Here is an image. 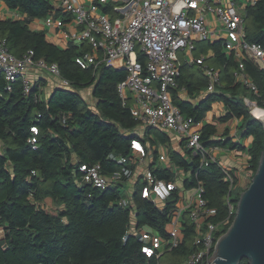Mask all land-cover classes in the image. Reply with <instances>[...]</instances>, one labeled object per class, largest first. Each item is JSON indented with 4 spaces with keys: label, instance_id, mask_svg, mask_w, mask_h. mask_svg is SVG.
I'll list each match as a JSON object with an SVG mask.
<instances>
[{
    "label": "trees",
    "instance_id": "obj_1",
    "mask_svg": "<svg viewBox=\"0 0 264 264\" xmlns=\"http://www.w3.org/2000/svg\"><path fill=\"white\" fill-rule=\"evenodd\" d=\"M0 1L24 16L0 19V38L6 41L8 51L20 57L31 50L35 59L56 63L61 76L70 82V87L55 89L47 99H40L36 84L30 94L24 95L20 79L10 92L0 88V264H184L195 250V226L186 215L179 244L158 257H145L138 237L127 234L134 222L136 230L155 231L166 237L168 214L178 201V192L159 209L142 199L138 189L131 216L129 209L117 203L123 183L104 191L81 183L80 164L99 163L107 175L120 172L122 166L117 160L130 155L132 139H142L133 132L138 122L128 106H122L117 90L126 71L104 62L82 67L76 60L91 52L87 42L69 41L61 47L50 42L43 30H32V20H42L51 13L49 0ZM62 16L64 21L69 19L67 14ZM243 18L245 39L264 50V0L246 4ZM136 54L138 62L145 66V55L140 50ZM194 55L205 56L203 65L218 71V81L212 92H207L209 78L203 66L183 62L177 88L171 90L172 102L194 124L203 121L215 102L224 105L220 123L240 120V136L251 138L246 156L250 183L264 149V131L245 98L254 107L264 109V70L250 60L244 61V73L257 88L254 93L235 78L238 63L233 53H225L223 40L196 43ZM89 88L94 105L81 95ZM193 94L199 95L198 101L183 96ZM31 127L37 129V135H33ZM145 134L154 137L141 140L151 146L169 141L166 134L153 129H147ZM215 134L216 126L205 124L200 131L201 144L206 148L244 150L228 137V129L223 133L224 139H215ZM33 136L34 149L30 144ZM153 155V173L158 179L169 181L170 172L157 164L155 151ZM169 158L189 174L183 182L185 188L202 184V197L215 212L208 222L218 224L229 217L223 234L249 183L243 187L230 170L234 177L231 184L225 180L221 165L209 162L200 166L190 150H185L184 155L169 150ZM47 199L58 206L57 210L44 208ZM229 204L233 206L231 215ZM240 264L247 262L243 259Z\"/></svg>",
    "mask_w": 264,
    "mask_h": 264
},
{
    "label": "built area",
    "instance_id": "obj_2",
    "mask_svg": "<svg viewBox=\"0 0 264 264\" xmlns=\"http://www.w3.org/2000/svg\"><path fill=\"white\" fill-rule=\"evenodd\" d=\"M53 9L44 18L46 28H63L66 24L63 14H67L75 29L64 33L68 41L87 42L91 52L76 60L82 67L88 64L104 62L106 66L126 71V78L117 90L123 107L128 106L134 120L138 122L135 133L144 138L147 129L170 133L182 142L185 150L198 157L200 166L209 162L220 163L213 154L214 148H206L200 142V131L193 130L191 118H185L173 104L171 90L177 88L181 60L178 52L189 55L201 41L223 40L224 51L234 54L238 63L235 78L249 90L256 93L257 88L244 73V61L250 60L264 70V50L256 43L245 39L243 9L256 0H92L82 3L80 0H49ZM60 12V14L58 13ZM212 16L220 30L210 28L208 19ZM222 31L223 38L221 37ZM137 50L146 57L145 66L137 60ZM204 56L189 62L203 66V72L209 78L207 92H212L218 81V71L203 65ZM43 72L58 82L59 88L70 87V82L61 76L56 63L44 59H35L29 50L20 57L12 55L6 41L0 38V88L12 91V86L21 80L23 94H30L35 82L29 72ZM29 75V76H28ZM184 92V88L181 89ZM37 100L39 96L35 95ZM249 106H255L245 98ZM33 135L37 129L31 127ZM31 138L34 149L36 140ZM131 153L117 160L122 166L120 172L104 174L99 163L80 164L82 182L104 191L110 186L130 184L124 196L117 203L130 210L134 216L133 195L139 189L142 199L148 200L159 209L165 207L172 194L178 192V201L170 210V219L166 237L155 231L134 229L132 222L127 234L138 237L141 252L147 258L158 257L164 251L175 248L181 238L184 215L195 226L193 244L195 250L188 255L184 264H215L209 259L222 231L228 225L229 217L218 224L208 222L215 212L206 205L202 197V184L192 188L193 193L186 198L177 186V179L186 180V172L169 161L167 151L162 146H145L139 139H132ZM156 149V162L168 170L169 181L158 179L147 161H153ZM225 180L231 184L234 177L230 170L223 168ZM235 175V174H234ZM236 176V175H235ZM122 189V187L120 188ZM233 206L229 204V215ZM3 227H0L2 234ZM213 262V263H212Z\"/></svg>",
    "mask_w": 264,
    "mask_h": 264
},
{
    "label": "crops",
    "instance_id": "obj_3",
    "mask_svg": "<svg viewBox=\"0 0 264 264\" xmlns=\"http://www.w3.org/2000/svg\"><path fill=\"white\" fill-rule=\"evenodd\" d=\"M91 1L92 0H80V2H82L84 4L89 3ZM5 18L22 19V18H24V16L15 10H9L4 5V3L0 1V19H5ZM65 22H66V24L63 28H46L44 25V19H42V20L34 19L29 23V27L35 31L43 30L46 33V36L50 42H52L58 46L65 47L69 41L67 40V38L64 37V35H65L64 33H68L70 30L74 29L72 27V25L70 24V19L66 20ZM208 22H209L210 28L216 29V30L221 29L219 24L216 23L215 19L212 16H209ZM219 32L221 33V37L223 38L224 34L222 33V31H219ZM213 41H216V40H213ZM194 52H195V50L192 51L189 55L182 53L181 58H180L181 62L182 63L186 62L188 64H194L192 62H189V60L196 59V58H199L202 56V55H200L199 57H196L194 55ZM42 74H43V72H36V71H30L29 72L31 81L32 82L34 81L35 84L37 85L38 89H39L38 93H39L40 99H47L50 96V94L52 93V91L59 88V86H58V82L55 78L44 73L46 75V79H42L41 78L43 76ZM85 90H87V89H85ZM81 95L85 99H87V101H89L91 105H94V100L91 98V89L90 88H89L88 92H85L83 90L81 92ZM183 96L188 98L189 100H192L193 102H196L199 99V95H197V94H193L192 96H188V95L187 96L183 95ZM223 113H224V105L220 102L213 103L211 106V110L206 113V116L203 119V121L198 123V124H194L193 130L201 131V129L203 128V126L205 124H213L216 126L215 139L220 140V139H224L223 133L226 132V129H228V137L231 138L235 144H240L244 148V150L238 151V150H231L228 148H214L213 154L215 155L217 161L220 163L221 167L229 169V170H233L236 177L239 178L241 170L245 169V171H246L247 148L250 145L251 138L243 139L240 136L238 128L240 127L241 122H240V120H238L236 118L230 119L229 121H227L225 123H220L218 121V118ZM135 129L133 130V132L135 131ZM154 131H156V130H154ZM164 134H166L168 136V139H169L168 143H160L159 142V143L153 144L151 146L146 141V142H144L145 146L148 145L150 148L155 146L157 149H158V146H162L167 151V156H168L169 161H170L169 150H173L174 152H177L181 155H184V153H185L184 142H182L181 140H179L178 138H176L175 136H173L170 133H164ZM143 137L144 138L139 139V140H147L146 137L150 138V139L154 138V137H152V135H150L149 137L146 136L145 133H144ZM0 151H2V145L1 144H0ZM155 152H156V149H155ZM156 155H155V157H156ZM153 159H154V157H153ZM147 163H148V165H151L153 163V161L150 160V161H147ZM248 175H249V173H248ZM188 176H189V174L186 172V177L188 178ZM239 181H240V179H239ZM129 187L130 186L128 184H123V187L121 189V192H122L121 195L124 196V191L126 189L127 190L130 189ZM43 205H44L45 209L52 211V212H54L58 208V206L53 207L54 204L50 199L45 200ZM1 238H2V234H0V239Z\"/></svg>",
    "mask_w": 264,
    "mask_h": 264
},
{
    "label": "water",
    "instance_id": "obj_4",
    "mask_svg": "<svg viewBox=\"0 0 264 264\" xmlns=\"http://www.w3.org/2000/svg\"><path fill=\"white\" fill-rule=\"evenodd\" d=\"M260 110V116L251 113L264 131V109ZM243 259L247 264H264V149L248 187L238 198L234 218L217 239L208 262L240 264Z\"/></svg>",
    "mask_w": 264,
    "mask_h": 264
},
{
    "label": "rangeland",
    "instance_id": "obj_5",
    "mask_svg": "<svg viewBox=\"0 0 264 264\" xmlns=\"http://www.w3.org/2000/svg\"><path fill=\"white\" fill-rule=\"evenodd\" d=\"M177 55H178L179 58H181L182 52L179 51ZM42 75H43V76H42L41 78H42V79H46V75H45L44 73H43ZM28 76H29V75H28ZM84 91H85V92H88L89 89L84 90ZM253 107H254V106H251V109H253ZM251 112H252V111H251ZM238 179H240L239 182H240V184H241L243 187H246V186H247V184L249 183V175H248V173L245 171V169L241 170V172H240V176H239ZM183 182H184L183 179L178 178L176 183H177L178 188H179L181 191H183L185 197H186V198H189V197L191 196V194L193 193V189H187V188H185ZM128 185L130 186V184H128ZM55 206H56V205H53V207H55ZM49 207H50V206H49ZM51 208H52V207H51Z\"/></svg>",
    "mask_w": 264,
    "mask_h": 264
},
{
    "label": "bare ground",
    "instance_id": "obj_6",
    "mask_svg": "<svg viewBox=\"0 0 264 264\" xmlns=\"http://www.w3.org/2000/svg\"><path fill=\"white\" fill-rule=\"evenodd\" d=\"M252 113L255 115V116H260L262 114V111L258 108V107H253L252 109Z\"/></svg>",
    "mask_w": 264,
    "mask_h": 264
}]
</instances>
